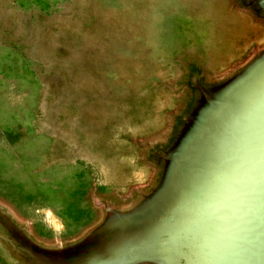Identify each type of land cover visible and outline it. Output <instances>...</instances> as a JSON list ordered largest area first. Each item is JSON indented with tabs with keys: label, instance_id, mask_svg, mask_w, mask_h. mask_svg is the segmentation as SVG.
Here are the masks:
<instances>
[{
	"label": "rangeland",
	"instance_id": "obj_1",
	"mask_svg": "<svg viewBox=\"0 0 264 264\" xmlns=\"http://www.w3.org/2000/svg\"><path fill=\"white\" fill-rule=\"evenodd\" d=\"M0 264H264V0H0Z\"/></svg>",
	"mask_w": 264,
	"mask_h": 264
}]
</instances>
